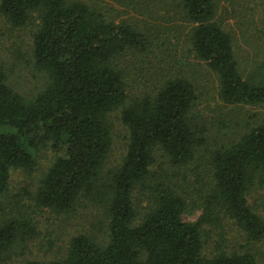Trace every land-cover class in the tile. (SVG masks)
<instances>
[{
    "label": "trees",
    "instance_id": "16d2710c",
    "mask_svg": "<svg viewBox=\"0 0 264 264\" xmlns=\"http://www.w3.org/2000/svg\"><path fill=\"white\" fill-rule=\"evenodd\" d=\"M178 6L189 21L191 50L216 74L220 98L264 106V74L240 73L231 36L214 20L215 1L178 0ZM0 12L13 26L36 13L33 63L48 77L29 98L12 89L0 69V197L10 170L31 169L35 152L50 145L60 154L42 177L35 204L60 213L84 199L103 207L109 219L106 242L80 233L61 259L28 264H257L250 250L204 255L202 232L230 218L249 240L264 238V220L247 201L254 180L264 178V121L210 151L211 180L195 203L200 214L186 221L184 190L169 176L155 178L151 166L157 150L173 166L194 160L205 128L192 114L194 85L180 74H163L152 91L128 96L129 75L118 58L146 52L148 30L81 0H0ZM118 107L128 143L121 162L107 167L108 113ZM139 184L151 198L137 222L133 193ZM28 231L22 219H2L0 257Z\"/></svg>",
    "mask_w": 264,
    "mask_h": 264
},
{
    "label": "rangeland",
    "instance_id": "374dc122",
    "mask_svg": "<svg viewBox=\"0 0 264 264\" xmlns=\"http://www.w3.org/2000/svg\"><path fill=\"white\" fill-rule=\"evenodd\" d=\"M100 9L116 21L135 23L150 33L149 49L142 53L127 52L118 64L129 75L128 96L150 92L163 74H180L194 85L196 98L192 114L198 127L205 128L204 141L197 148L195 159L182 166H173L157 150L151 166L155 178L169 176L180 186L188 201L182 217L194 221L200 214V191L211 180L210 151L219 145L237 140L248 127L264 121V106L225 103L218 94L216 74L194 56L187 39L189 21L182 15L178 0H81ZM214 20L231 36L234 56L244 77L264 74V0H214ZM39 19L32 13L25 24L13 26L0 12V69L6 83L25 97L32 98L44 89L48 77L33 63L32 37ZM121 107L108 113L112 143L107 167L117 166L125 155L128 132L120 119ZM56 152L50 145L35 152L31 169L10 170L8 187L0 197V221L17 218L28 224L25 237L18 239L0 257V264H28L30 261L61 259L71 237L84 233L104 243L108 238V215L103 207L84 199L67 212L35 204L34 194L50 167ZM133 193L138 222L149 208L150 195L140 184ZM248 204L264 220V178L255 179L247 194ZM202 253L212 256L219 250L244 252L250 250L257 264H264V238L249 240L246 233L230 218L215 225H205L202 232Z\"/></svg>",
    "mask_w": 264,
    "mask_h": 264
}]
</instances>
